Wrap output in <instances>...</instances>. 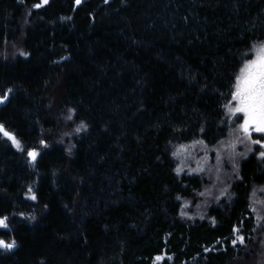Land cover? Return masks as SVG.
Here are the masks:
<instances>
[{"label":"trees","instance_id":"1","mask_svg":"<svg viewBox=\"0 0 264 264\" xmlns=\"http://www.w3.org/2000/svg\"><path fill=\"white\" fill-rule=\"evenodd\" d=\"M261 45L264 0H0V125L20 145L0 133V264L258 260L264 136L192 221L206 173L174 154L245 118L233 94Z\"/></svg>","mask_w":264,"mask_h":264},{"label":"rangeland","instance_id":"2","mask_svg":"<svg viewBox=\"0 0 264 264\" xmlns=\"http://www.w3.org/2000/svg\"><path fill=\"white\" fill-rule=\"evenodd\" d=\"M236 106H240L239 98L236 99ZM231 124L232 128L229 137L224 143L211 148L206 147L207 145L203 143L192 142L187 146L178 147L177 152L174 154V158L178 162V173L201 175L206 173L205 179L207 183H205V187L201 192L199 204L196 207L185 205L184 215L190 221L205 217L209 206L220 205L223 199H227L231 185L239 179V159L250 152L251 145L255 144L253 141H263L264 139L260 136H264V133L255 131L254 125H247L248 131L241 127V125L245 124L244 117L240 121L231 122ZM28 157L32 161L38 158L36 156L33 159L29 155ZM253 205L256 210V217H258V224L255 230L261 229V234L257 236L259 237L258 243L260 245L257 253L259 258L258 260L255 259L251 264H264V187L256 191ZM235 236L242 237L239 231L235 233ZM243 243V241L239 240V246ZM230 245L232 246V243Z\"/></svg>","mask_w":264,"mask_h":264},{"label":"snow or ice","instance_id":"3","mask_svg":"<svg viewBox=\"0 0 264 264\" xmlns=\"http://www.w3.org/2000/svg\"><path fill=\"white\" fill-rule=\"evenodd\" d=\"M47 2L48 0H42L43 4ZM76 2L80 3V0H76ZM40 6L42 5H36V7ZM237 98L240 100V106L231 110L245 114V124L241 127L248 131L247 125L252 124L255 126V131L264 133V45L257 49L256 58L249 61L240 70V75L237 77L236 92L233 94V99ZM2 102L3 100H0V103ZM0 133L12 140L17 147H20L16 138L6 131L3 125H0ZM253 143H260V141L256 140ZM261 146L264 147V145ZM28 155L35 159L37 153L29 152ZM261 155L264 156V153ZM32 198L35 199V196ZM6 220L7 217L0 218V227H7ZM238 239L243 241V237H238ZM13 246L14 243L5 244L4 241L0 240V247L12 248Z\"/></svg>","mask_w":264,"mask_h":264},{"label":"water","instance_id":"4","mask_svg":"<svg viewBox=\"0 0 264 264\" xmlns=\"http://www.w3.org/2000/svg\"><path fill=\"white\" fill-rule=\"evenodd\" d=\"M8 97H9V96H7V98H8ZM4 100H5V99H4ZM4 100H3V101H4Z\"/></svg>","mask_w":264,"mask_h":264}]
</instances>
